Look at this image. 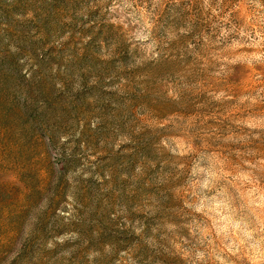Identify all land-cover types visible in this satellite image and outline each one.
I'll return each instance as SVG.
<instances>
[{"label":"rangeland","instance_id":"obj_1","mask_svg":"<svg viewBox=\"0 0 264 264\" xmlns=\"http://www.w3.org/2000/svg\"><path fill=\"white\" fill-rule=\"evenodd\" d=\"M0 264H264V0H0Z\"/></svg>","mask_w":264,"mask_h":264}]
</instances>
